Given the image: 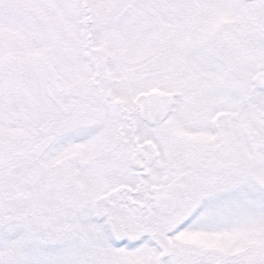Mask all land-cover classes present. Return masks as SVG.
Instances as JSON below:
<instances>
[{
    "label": "snow or ice",
    "instance_id": "1",
    "mask_svg": "<svg viewBox=\"0 0 264 264\" xmlns=\"http://www.w3.org/2000/svg\"><path fill=\"white\" fill-rule=\"evenodd\" d=\"M0 264H264V0H0Z\"/></svg>",
    "mask_w": 264,
    "mask_h": 264
}]
</instances>
